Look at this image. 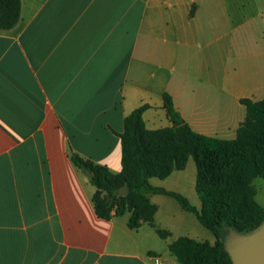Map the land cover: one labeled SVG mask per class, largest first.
I'll use <instances>...</instances> for the list:
<instances>
[{"label": "crops", "instance_id": "obj_1", "mask_svg": "<svg viewBox=\"0 0 264 264\" xmlns=\"http://www.w3.org/2000/svg\"><path fill=\"white\" fill-rule=\"evenodd\" d=\"M165 93L193 131L235 139L241 99H264V0H21L0 30V264H181L173 242L216 243L165 194L148 195L155 227L98 217L70 158L120 173L125 118L148 105V129L172 126ZM196 179L191 157L150 183L200 210Z\"/></svg>", "mask_w": 264, "mask_h": 264}, {"label": "trees", "instance_id": "obj_2", "mask_svg": "<svg viewBox=\"0 0 264 264\" xmlns=\"http://www.w3.org/2000/svg\"><path fill=\"white\" fill-rule=\"evenodd\" d=\"M21 15V0H0V30L14 28ZM247 115L232 140L208 137L192 130L175 109L172 97L164 94V108L172 126L151 130L146 127L143 105L124 120L119 134L122 144V170L113 173L75 152L70 153L74 165L86 174L92 173L96 187L93 203L103 219L129 212L128 226L138 229L143 223L154 225L156 206L148 195L165 194L181 207L194 213L200 223L216 237V243L180 238L169 250L181 264H232L228 249L238 243L240 235L264 223V208L256 201L254 180H264V99H241ZM197 168L196 191L202 207L198 210L183 195L156 188L151 178L165 179L175 170H183L189 158ZM128 186V195L118 190ZM163 239L169 236L156 228Z\"/></svg>", "mask_w": 264, "mask_h": 264}, {"label": "water", "instance_id": "obj_3", "mask_svg": "<svg viewBox=\"0 0 264 264\" xmlns=\"http://www.w3.org/2000/svg\"><path fill=\"white\" fill-rule=\"evenodd\" d=\"M86 174L89 178L93 176L92 173L88 170L86 171ZM118 193L119 195L127 196L128 186L124 185L123 187H121L118 190ZM234 250L235 249H233V251ZM238 254L239 264H264V232L253 243L244 247L242 250H239Z\"/></svg>", "mask_w": 264, "mask_h": 264}, {"label": "rangeland", "instance_id": "obj_4", "mask_svg": "<svg viewBox=\"0 0 264 264\" xmlns=\"http://www.w3.org/2000/svg\"><path fill=\"white\" fill-rule=\"evenodd\" d=\"M263 232H264V223L259 228L251 232L240 235L238 239L239 242L234 244L232 248L228 249V252L232 258V264H239V254H238L239 250H242L244 247L253 243ZM233 249L235 250L233 251Z\"/></svg>", "mask_w": 264, "mask_h": 264}]
</instances>
